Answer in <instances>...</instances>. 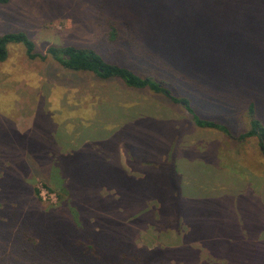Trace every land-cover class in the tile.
I'll return each instance as SVG.
<instances>
[{
    "label": "rangeland",
    "instance_id": "374dc122",
    "mask_svg": "<svg viewBox=\"0 0 264 264\" xmlns=\"http://www.w3.org/2000/svg\"><path fill=\"white\" fill-rule=\"evenodd\" d=\"M213 2L179 0L174 11L169 8L155 11L153 5L154 15L171 13L170 22L153 39L144 35V50L151 48L155 56L151 64L157 75L162 73L160 78L172 95L185 98L186 103L188 100L200 117L225 124L232 130L230 133L244 132L247 129L241 126L248 127L249 117L241 98L248 96L264 126V0ZM97 3L98 0H10L0 6V33L24 31L41 52L51 45H74L92 48L112 62L127 63L132 59L136 71L146 67L145 58L138 61L140 54L126 55L121 46L109 42ZM85 115L88 123L83 127ZM241 115L243 124H234V129L229 127ZM53 118L59 125L66 121L72 132L68 133L71 143L59 138L61 148H76L78 144L86 150L98 148L109 158V168L115 162L113 151L119 152L117 159L130 168L127 149L137 147L148 157L150 147L160 138L166 139L168 148L179 146V153L175 150L179 157L199 162L198 172L203 174L207 186L203 191L217 183L221 186V177L233 179L235 183L227 186L234 188L235 195L249 192L252 200L230 197L229 225L213 238L197 236L188 240L190 248L180 247L174 262L264 264V156L260 138L252 136L242 142H231L233 135L196 126L183 104L155 96L146 89L129 88L116 79L104 80L90 72L66 69L51 58L31 60L20 44L10 45L8 58L0 63V191L6 194L0 202L6 205L10 216L7 240L0 239V248L5 245L8 251L18 228L24 235L17 243L32 238L34 232H43L40 220L44 215L50 218L51 212L64 207L58 198L60 182L57 179L52 182L47 176L49 187L45 186L43 171L36 162L44 149L43 137L51 133L48 128ZM182 146H187L188 152L181 150ZM80 160L89 158L84 155ZM128 174L141 175L132 167ZM105 179L101 195L118 199L117 188L105 189L115 185L117 179L111 175ZM138 202L140 210L119 203L108 213L99 210L102 218L95 230L103 229L102 234L108 238H127V247L167 249L179 246L188 231L198 233L190 222L178 229L168 226L157 230L153 224L158 214L153 206L157 203L150 196L139 198ZM220 205L224 207V203ZM124 207L129 210H123ZM141 217L146 218L145 224L139 222ZM14 218L16 221L12 222ZM219 246L225 255L220 253ZM63 249L62 246L61 252ZM1 257L4 254L0 255V264H8ZM64 262L65 259L60 264Z\"/></svg>",
    "mask_w": 264,
    "mask_h": 264
},
{
    "label": "trees",
    "instance_id": "16d2710c",
    "mask_svg": "<svg viewBox=\"0 0 264 264\" xmlns=\"http://www.w3.org/2000/svg\"><path fill=\"white\" fill-rule=\"evenodd\" d=\"M9 2L10 0H0V6ZM178 2L179 0H98L97 11L100 12L101 23L109 42L114 46H121L120 49L126 55L140 54L138 61L142 57L146 59L144 62L147 63L146 67H140L138 71L132 59L126 61L127 63L112 62L98 51L88 47L51 45L45 52L38 51L33 40L21 30L0 33V63L8 58L10 45L20 44L24 47L26 56L31 60L45 61L51 58L66 69L90 72L104 80L116 79L129 88L146 89L153 92L155 96H163L173 103L183 104L196 126L212 128L229 136L233 135L231 142L238 143L256 136L260 138L261 152L264 156V126L257 119L254 103H251L250 98L247 99L248 96L241 98L243 104L245 103V115L249 117L246 120L248 127L242 125L241 128L247 130L230 133L231 129L229 130L225 124L200 117L188 100L186 103L185 98L172 95L164 79L160 78L162 73L157 75V71L151 64L155 57L154 53L151 54V48L149 51L144 50L146 45L142 39L146 34L153 39L154 34L170 22L171 13L167 15L168 12H166L165 16L154 15L152 6H155V11L162 8L166 11L168 8L174 11ZM162 19L164 20L161 21ZM241 117L242 115L237 118V121L230 123L229 127L234 129V124H243ZM83 122L85 123L83 127H85L88 123L87 115ZM66 126V121L59 125L56 118L51 120L48 128L51 133L43 137L42 156H37L36 159L37 165L43 171L45 186L49 187L48 180L53 182L57 179V182H60L62 189L60 188L58 198L60 202H64V207L61 211H55V214L51 212L50 218L44 215V219L40 220L43 224V232H34L32 238L24 242L17 243L19 237L24 235V231L18 228L17 236L13 238L8 251L5 245L0 248V255L4 254L5 258L1 257V260H6L8 264H52L53 260L56 264H60L64 259L63 264H180L174 262L177 257L176 252L180 247L190 248L187 244L188 240H195L198 237L213 238L221 234L222 227L229 225L231 212L227 206L230 197L244 196L252 200L249 192L235 195L234 188L227 186V183L234 184L235 182L227 176L221 177L223 180L221 186L217 183L214 185L216 189L213 187L207 192L203 191L207 186H204L203 174L198 172L200 171L199 162L185 156L179 157L176 154V151L179 153V146L166 147V139L162 141L158 138L156 145L150 147L148 157L137 147L127 149L130 168H126L121 159H117L119 152L113 151L115 162L112 168H109L107 167L109 158L104 153L105 151L98 148L91 150L87 147L86 150L84 145L79 144L76 148L67 146L65 149L61 148L59 138L71 139L68 133L72 132H69ZM181 150L188 152V147L182 146ZM84 155H87L89 160H80ZM95 155L102 158L95 159L93 158ZM101 163L103 166L100 165ZM195 165H197L196 168H194ZM204 166L215 169L211 165ZM131 167L133 171L138 170L141 175L139 177L129 175L128 170ZM49 173L54 176L48 175ZM107 175L117 180L113 183L115 185L105 187V189L117 188L119 190L118 199H112L108 194L101 195L100 190L104 187L102 184L105 183ZM214 176L217 175L214 174ZM5 195L0 191V199ZM146 196H150L157 203V206H153L158 212L156 220L153 221L157 230L168 226L178 229L179 225L190 222L198 229V233L196 235L192 233L193 229L188 231L179 246L167 249L127 247L126 244H129L127 238L116 240L102 234L103 229L100 232L95 230L99 218H102L99 210L108 213V209H114L115 203L123 206L127 204L126 206L131 208L134 206L133 210H140L141 205L138 200ZM221 202L224 203L223 208H220ZM123 210L128 211L129 209L124 207ZM7 212L6 205L0 202V239L4 242L7 240L6 228L10 218ZM92 216L95 217L93 221ZM145 219L141 217L139 222L145 224ZM15 221L14 218L12 222ZM260 239L263 241L262 238ZM25 242L30 245L26 246ZM62 246L64 249L61 252ZM219 249L221 254H226L221 246ZM230 264L236 263L230 262Z\"/></svg>",
    "mask_w": 264,
    "mask_h": 264
}]
</instances>
